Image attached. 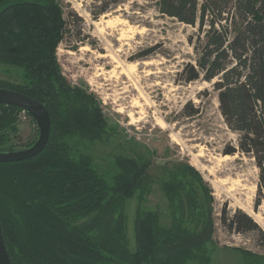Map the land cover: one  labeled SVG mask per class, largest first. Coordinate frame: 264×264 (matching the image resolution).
Returning <instances> with one entry per match:
<instances>
[{
	"label": "trees",
	"instance_id": "16d2710c",
	"mask_svg": "<svg viewBox=\"0 0 264 264\" xmlns=\"http://www.w3.org/2000/svg\"><path fill=\"white\" fill-rule=\"evenodd\" d=\"M0 6V64L21 71L20 82L0 78V87L39 100L52 119L39 154L0 162V222L12 263L212 264L216 244L210 236L200 239L212 221L208 192L195 168L176 163L156 179L143 155L118 154L102 171L80 149L114 134L97 95L63 73L58 47L68 21L61 3L0 0ZM158 7L182 23L199 25L196 64H186L179 75L186 83L217 79L220 111L239 133L238 147L226 153L251 155L259 169L257 208L264 200V0H158ZM189 106L188 115L199 112ZM23 112L0 103V151L18 150L13 140ZM156 181L168 200L169 223L163 221L166 212L144 206ZM138 190L132 252L125 204ZM221 221L230 233L255 231L264 239L261 226L241 209L224 210ZM234 249L239 264H264V254Z\"/></svg>",
	"mask_w": 264,
	"mask_h": 264
},
{
	"label": "rangeland",
	"instance_id": "374dc122",
	"mask_svg": "<svg viewBox=\"0 0 264 264\" xmlns=\"http://www.w3.org/2000/svg\"><path fill=\"white\" fill-rule=\"evenodd\" d=\"M58 1L68 21L58 47L63 73L73 85L97 95L114 134L110 141L81 144L80 149L91 153L102 171L118 154L143 155L156 179L176 163L195 168L208 192L205 200L212 221L200 239L210 236L216 244L212 264H239L241 256L234 248L264 254V239L258 232L230 233L221 221L224 210L233 214L241 209L264 230V200L255 208L259 179L255 158L226 153L228 147H238L239 133L226 124L220 111L213 86L217 79L200 77L186 83L179 75L186 64H196L199 25L161 13L158 0ZM103 7L107 10L100 14ZM0 78L20 82L21 71L0 64ZM190 103L199 109L197 114L188 115ZM38 136L34 118L21 113L15 148H27ZM139 196L140 190L125 204L132 252ZM168 205L156 181L144 206L166 212L163 221L169 223Z\"/></svg>",
	"mask_w": 264,
	"mask_h": 264
},
{
	"label": "water",
	"instance_id": "95a60500",
	"mask_svg": "<svg viewBox=\"0 0 264 264\" xmlns=\"http://www.w3.org/2000/svg\"><path fill=\"white\" fill-rule=\"evenodd\" d=\"M0 103L21 108L36 120L39 127V136L33 145L16 151H0V162L19 161L39 154L47 145L51 133L52 119L46 106L39 100L22 92L1 87ZM0 264H13L5 243L1 222Z\"/></svg>",
	"mask_w": 264,
	"mask_h": 264
}]
</instances>
